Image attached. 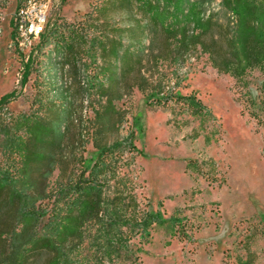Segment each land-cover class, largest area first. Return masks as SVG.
Wrapping results in <instances>:
<instances>
[{
    "label": "rangeland",
    "instance_id": "1",
    "mask_svg": "<svg viewBox=\"0 0 264 264\" xmlns=\"http://www.w3.org/2000/svg\"><path fill=\"white\" fill-rule=\"evenodd\" d=\"M25 1L0 0V98L16 92L3 111L5 117L0 115V177L4 170H15L18 156L10 140H28L24 130H15L16 121L39 112L46 91L60 104L63 96L69 97L65 105L71 108L70 116L78 117L82 96L89 93L81 119L73 122L69 116L67 130L62 125L64 147L46 181L50 196L43 205L51 209L59 198L56 190L68 181L95 177L97 148L104 147L105 163L118 176L132 178L137 208L160 210L167 220L148 232L123 226L133 252L104 256L100 264H264V106L253 108L248 101L249 90L260 95L264 75L253 70L238 81L213 67L199 47L180 57L175 44L160 37L152 48L157 34L142 7L146 0H43L44 34L49 37L16 45L12 20ZM221 3L215 0L213 6L218 9ZM152 4L160 5L158 0ZM27 5H35V0H27ZM111 36H121L120 54L144 36L142 53L138 45L130 46L135 57H127L130 70L119 84L107 80L111 61L98 45ZM62 57L71 71L68 65L63 68ZM180 63L184 72L177 76ZM75 65L88 70V92L79 85ZM68 75L73 87L66 93L60 86H69ZM160 90L168 97L165 104L157 101ZM103 92L120 96L110 102ZM118 142L121 145L113 146ZM86 158L92 160L89 167ZM110 172L107 183L103 174L98 178L106 198L123 190L116 188ZM60 198L62 203L73 202L70 193ZM49 220H41L42 230ZM88 228L95 229L92 224ZM95 244L93 261L99 260L96 252L103 250V243L91 236L82 245L86 253Z\"/></svg>",
    "mask_w": 264,
    "mask_h": 264
},
{
    "label": "trees",
    "instance_id": "2",
    "mask_svg": "<svg viewBox=\"0 0 264 264\" xmlns=\"http://www.w3.org/2000/svg\"><path fill=\"white\" fill-rule=\"evenodd\" d=\"M214 3L215 0H158L160 5L156 6L152 0H146L142 7L157 34L152 39V48L158 44L160 37L166 42H173L180 57L199 47L208 55L213 67L238 81H243L253 70H259L264 75V0H222L218 9L213 6ZM49 34L43 37H49ZM142 34L145 35V31ZM143 37L125 48L123 54H120L124 48L121 36L107 37L98 43L104 59L111 61L112 72L107 77L109 82L119 84L127 77L130 68L125 66V61L128 56L135 57L131 54L130 46L138 45L142 53L139 47ZM61 59L63 68L69 65L71 71L70 62L63 57ZM85 71H88L85 67H76L83 91L90 88L85 80ZM244 85L247 86V83ZM72 87L73 80L71 85L60 86V89L67 93ZM50 92L46 91L44 98L41 97L39 112L24 115L16 121L15 130H24L28 140L19 138L9 143L16 149L14 152H17L18 158L13 164L15 170H4L0 177V264H100L104 256H122V251L132 253L129 239L123 236V226L129 229L138 227L148 232L152 225H164L167 220L160 210L140 211L137 208V199L131 193L132 178L118 176L115 168L105 163V155L101 151L104 147L97 148L95 159L98 161L92 166L95 177L82 176V179L68 181L56 190L59 198L54 200L51 209L47 210L43 205V200L50 196L45 192L46 181L56 168L57 153L63 150L67 120L72 114L71 108L65 105L70 98L63 96L65 101L60 104L51 99ZM260 92V95L254 96L251 90L248 91L251 107H260L259 103L264 106V78ZM88 94L85 93L80 102L81 116L71 115V121L81 119ZM102 95L110 102L120 96L106 92ZM15 97L16 92L0 98V115L2 113L5 117L3 111ZM260 97L262 99L257 102ZM156 98L158 103L164 104L168 99L163 90L156 94ZM251 115L255 118L258 116L255 110ZM63 124L66 125L65 131L61 129ZM121 143L113 146L118 147ZM91 161L86 158L84 163L89 167ZM108 172L117 179L116 188L123 189L116 191L111 198H106L98 186L101 185L98 180L100 174H103L106 183L111 179V175L106 176ZM124 190L130 193L124 195ZM63 193H70L73 202L62 203L64 200L61 201L60 196ZM46 216L50 220L47 229L42 230L40 223ZM89 224L95 227L94 234L88 228ZM91 236L97 244L103 243V250L100 248L96 252L99 256L96 261L92 259L96 258L92 251L96 244L87 248L86 253V248L82 246L85 238Z\"/></svg>",
    "mask_w": 264,
    "mask_h": 264
},
{
    "label": "built area",
    "instance_id": "3",
    "mask_svg": "<svg viewBox=\"0 0 264 264\" xmlns=\"http://www.w3.org/2000/svg\"><path fill=\"white\" fill-rule=\"evenodd\" d=\"M15 29L16 45L24 46L33 37H43L47 25V5L43 0H35V5H27V0L19 6L13 18ZM177 76H180L184 71V64H178ZM69 67V65H68ZM72 78L67 81L71 85ZM174 85L176 80H174ZM173 86H167L169 89H174ZM89 105L88 98L84 101V109Z\"/></svg>",
    "mask_w": 264,
    "mask_h": 264
},
{
    "label": "bare ground",
    "instance_id": "4",
    "mask_svg": "<svg viewBox=\"0 0 264 264\" xmlns=\"http://www.w3.org/2000/svg\"><path fill=\"white\" fill-rule=\"evenodd\" d=\"M33 1V0H32ZM30 2V1H29Z\"/></svg>",
    "mask_w": 264,
    "mask_h": 264
}]
</instances>
